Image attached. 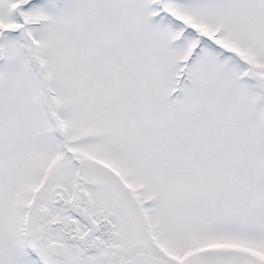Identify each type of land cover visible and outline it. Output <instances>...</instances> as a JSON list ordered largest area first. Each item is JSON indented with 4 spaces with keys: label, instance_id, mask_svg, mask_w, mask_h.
Here are the masks:
<instances>
[{
    "label": "snow or ice",
    "instance_id": "6c2138e0",
    "mask_svg": "<svg viewBox=\"0 0 264 264\" xmlns=\"http://www.w3.org/2000/svg\"><path fill=\"white\" fill-rule=\"evenodd\" d=\"M0 264H264V0H0Z\"/></svg>",
    "mask_w": 264,
    "mask_h": 264
}]
</instances>
